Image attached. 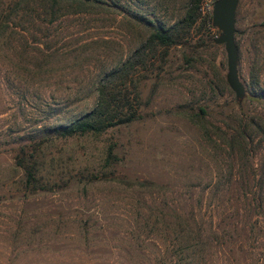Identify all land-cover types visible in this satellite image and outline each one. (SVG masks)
Returning a JSON list of instances; mask_svg holds the SVG:
<instances>
[{"label": "rangeland", "instance_id": "rangeland-1", "mask_svg": "<svg viewBox=\"0 0 264 264\" xmlns=\"http://www.w3.org/2000/svg\"><path fill=\"white\" fill-rule=\"evenodd\" d=\"M96 1L0 0V264H264V0L235 13L240 104L217 0L167 51L148 39L190 0ZM138 50L140 119L49 140ZM36 143L32 190L16 156Z\"/></svg>", "mask_w": 264, "mask_h": 264}, {"label": "trees", "instance_id": "trees-1", "mask_svg": "<svg viewBox=\"0 0 264 264\" xmlns=\"http://www.w3.org/2000/svg\"><path fill=\"white\" fill-rule=\"evenodd\" d=\"M59 1L70 2L71 5L89 6L95 4L96 0H42L44 4H50L52 7ZM47 2V3H46ZM203 0H190L188 10L184 18L177 24L176 28H159L151 33L148 44L152 47H161L167 51L170 47L179 45L182 36L179 30L188 31L196 22L202 9ZM47 6V5H46ZM43 8H46L45 5ZM70 9V10H72ZM207 22L211 24V14L206 13ZM145 49H143L144 51ZM135 60H127L120 68L107 73L98 83L96 89V103L94 108L80 116L67 125H60L51 130V138L66 139L71 137L83 136L87 134L100 135L118 126L128 125L133 121L140 119L139 108L141 106V96L136 80L132 78L138 66L144 61L139 50L132 57ZM243 134L244 138L247 136ZM39 143L35 144L30 152L20 149L16 156V164L24 172L26 187L32 190L43 188L39 185ZM116 162L113 153V147L109 146L106 155V163L111 165Z\"/></svg>", "mask_w": 264, "mask_h": 264}, {"label": "water", "instance_id": "water-1", "mask_svg": "<svg viewBox=\"0 0 264 264\" xmlns=\"http://www.w3.org/2000/svg\"><path fill=\"white\" fill-rule=\"evenodd\" d=\"M240 0H217L211 11V26L220 32L214 40L223 45L227 59L226 82L240 104L245 96V88L238 76V50L234 41L235 13Z\"/></svg>", "mask_w": 264, "mask_h": 264}, {"label": "built area", "instance_id": "built-area-1", "mask_svg": "<svg viewBox=\"0 0 264 264\" xmlns=\"http://www.w3.org/2000/svg\"><path fill=\"white\" fill-rule=\"evenodd\" d=\"M204 1L205 0H203V3H204ZM203 3H202V9L204 10V8H205L206 12H209L211 14V11H212V8H213L212 7V4H210V3H204V8H203Z\"/></svg>", "mask_w": 264, "mask_h": 264}]
</instances>
